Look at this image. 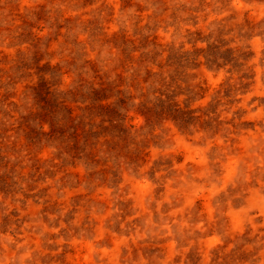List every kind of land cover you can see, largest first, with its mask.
Masks as SVG:
<instances>
[{
	"label": "rangeland",
	"instance_id": "rangeland-1",
	"mask_svg": "<svg viewBox=\"0 0 264 264\" xmlns=\"http://www.w3.org/2000/svg\"><path fill=\"white\" fill-rule=\"evenodd\" d=\"M0 264H264V0H0Z\"/></svg>",
	"mask_w": 264,
	"mask_h": 264
}]
</instances>
